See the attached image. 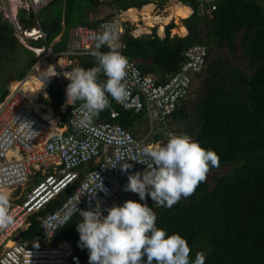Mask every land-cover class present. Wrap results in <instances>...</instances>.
<instances>
[{
	"label": "trees",
	"instance_id": "16d2710c",
	"mask_svg": "<svg viewBox=\"0 0 264 264\" xmlns=\"http://www.w3.org/2000/svg\"><path fill=\"white\" fill-rule=\"evenodd\" d=\"M153 1L163 4L168 0H115L111 5L117 10H126L141 8ZM179 1L191 8L189 16L182 19L185 35H171L170 30L175 25L169 22L162 37L155 28L151 34L133 36L130 32L133 25L124 22L120 51L128 60H133L143 74H151L161 83L181 69L187 59L185 49L204 46L205 67L194 75L196 84L192 91L169 118L170 122L177 123L178 133L187 134L205 149L215 151L220 163L219 167L211 169L194 194L181 198L170 208L158 207L150 197L140 201L139 196H135L133 201L147 202L157 214L159 228L168 234L178 233L187 240L192 261L197 252H203L205 264H264V0H212L214 9L209 12L206 11L210 8L208 3ZM101 4L104 3L98 0H50L36 14L47 34L45 43L59 50L66 44L65 29L69 26L97 28L105 18L91 19L87 11H95ZM34 19L32 12L28 15L18 12V20L24 27L32 26ZM59 35L60 40L56 41ZM32 42L41 44V41ZM15 46L26 54L23 64L12 72V79H20L33 63L34 56L17 43L12 26L0 11V73L2 63H7L6 54L14 52ZM77 62L79 68L84 69L96 63L90 53L80 56ZM101 79L106 78L101 76ZM200 79L201 91L190 115L187 103ZM7 91V87L0 84V101ZM47 93L48 97L42 98L45 105L66 118L59 109L63 99L58 80L51 81ZM109 99L110 107L92 120L119 123L134 135L142 131L147 122L143 111L124 110L111 97ZM111 108L118 111L116 118L109 117ZM160 137V133H153L149 140L155 142ZM77 184L75 180L32 215L21 237L41 236L39 217L60 205ZM80 220L79 216L71 218L54 235V243L62 238L76 242ZM80 253L89 254L86 248Z\"/></svg>",
	"mask_w": 264,
	"mask_h": 264
},
{
	"label": "built area",
	"instance_id": "2783aa9c",
	"mask_svg": "<svg viewBox=\"0 0 264 264\" xmlns=\"http://www.w3.org/2000/svg\"><path fill=\"white\" fill-rule=\"evenodd\" d=\"M48 1L16 0L17 8L5 7L7 14L2 11L3 19L12 26L16 38L34 53L35 58L26 75L10 85L8 93L0 101V190H8L10 193V213L14 217L11 226L0 229V264H89V254L80 253L84 248L80 246L77 231L76 242L70 238H62L55 244L46 245L39 244L40 240L36 237L31 240L20 239V231L28 227L32 215L77 179L78 184L61 204L39 217L43 239L49 240L61 230L64 225H60V220L78 201L77 206L82 210L94 208L98 201L104 216L107 215V208L122 206L121 191L128 182V175L143 172L151 164L142 150L151 145L149 135L153 125L166 124L171 112L189 95L194 85V75L202 71L206 63L204 46H191L184 50L187 59L181 69L159 83L153 75L143 74L136 63L129 60V94L123 102L115 103L127 111H145L151 127L145 136L134 135L116 122L91 120L85 124L74 123L81 118V102L69 105L66 96V87L70 82L66 77L77 68L72 66L73 63L78 57L89 54L94 49V37L97 34L114 29L121 36L124 22L129 20L124 15L126 10L118 9L115 10L114 17L103 20L97 28L77 25L65 46L56 50L51 44L45 43L47 34L36 17V13ZM98 1L112 3L115 0ZM198 1L201 5L210 4L207 12L214 9L212 0ZM19 8L25 10V15L34 13L32 26L24 27L19 22ZM130 32L133 36L139 35L135 29ZM151 32L149 30L147 34ZM162 32L164 35L163 30ZM29 39H40L42 43L34 45ZM55 79L60 84L63 98L59 109L66 114V118L54 114L51 109L48 110L49 114L42 113L37 109L38 106L28 104L29 92L24 88L25 82H39L41 92L37 94L38 97L46 96L48 86ZM117 116L118 111L111 108L109 117ZM25 120L31 122V129L21 124ZM121 156L134 157L142 163L129 160L133 168L127 173L122 172L119 165L111 168L112 162ZM97 173L108 193L97 192L93 199L86 192L92 188L99 191L100 178ZM35 177H38V181L29 190H25L24 186ZM19 187L22 191L14 195ZM74 216L80 217L79 213L72 218Z\"/></svg>",
	"mask_w": 264,
	"mask_h": 264
},
{
	"label": "clouds",
	"instance_id": "9594fccd",
	"mask_svg": "<svg viewBox=\"0 0 264 264\" xmlns=\"http://www.w3.org/2000/svg\"><path fill=\"white\" fill-rule=\"evenodd\" d=\"M18 11L25 10L19 8ZM143 33H138V36L146 35ZM13 35L16 37L14 31ZM94 39L95 47L90 54L95 58V65L87 69L76 68L70 76H65L70 81L66 87L67 104L81 102L79 109L81 118L74 123L85 124L94 117H98L102 111L110 107L109 97L116 102H123L129 94L127 78L131 65L128 58L120 51L122 44L119 33L114 29L105 30L97 34ZM29 41L37 45L32 41L41 40L29 39ZM19 44L22 45L20 42ZM102 47H107L109 50L103 52L100 50ZM101 76L106 79L102 80ZM194 80L196 81L195 78ZM46 96L48 97L47 91ZM46 96L39 95L28 99V104L37 107V101H42V98H47ZM42 103L43 111L37 107L40 112H44L46 108L51 109L43 101ZM143 112L146 116L145 111ZM21 124L31 129L30 121L25 120ZM152 134L150 133L149 137ZM161 137L155 142L149 140L150 144L161 143ZM168 138L165 145H147L143 148L142 154L151 160V164L147 165L143 172L129 174L128 182L123 190L137 194L140 201H146L150 197L158 207L170 208L181 198L194 194L199 184L206 181L211 169L219 167L220 158L215 151L205 149L187 134L173 133L168 135ZM129 160L142 163L134 157L121 156L112 162L111 168L119 165L120 170L127 173L133 168ZM97 176L100 178L98 173ZM97 192L108 193L101 178L99 191L92 188L86 193L95 199ZM121 198L123 205L107 208L106 216L102 215L98 201L94 208L88 210L78 208V201L60 220V225L63 226L71 220L73 215L79 213L82 219L77 223L76 230L79 233L80 246L89 252V264H205L203 252H197L195 260L192 261L191 248L187 240L178 233L168 234L165 229L157 226V214L147 202L140 203L132 200L124 202L122 194ZM10 208V193L0 190V229H6L14 223ZM43 235L41 230V236L37 235L31 239L36 237L40 240L39 244L43 245L58 242L54 243V236L47 240L43 239Z\"/></svg>",
	"mask_w": 264,
	"mask_h": 264
},
{
	"label": "rangeland",
	"instance_id": "374dc122",
	"mask_svg": "<svg viewBox=\"0 0 264 264\" xmlns=\"http://www.w3.org/2000/svg\"><path fill=\"white\" fill-rule=\"evenodd\" d=\"M13 1V2H12ZM16 1L14 0H0V8L2 10L1 11V15H2V11L5 12L7 14V11L5 9L8 8V7H18L17 4L15 3ZM172 2H179L177 0H168L167 2L163 3V4H159L157 1H153L151 2L153 4V8L151 10V15L153 16H157V15H160V16H164L167 11H165V9L172 3ZM13 4V5H12ZM108 3H105L106 6ZM110 5L113 4V3H109ZM19 10V9H18ZM139 11H141L139 9ZM93 12V10H92ZM125 14V13H124ZM113 15H115V12L113 13ZM93 16V15H92ZM141 15H139L140 17ZM94 17V16H93ZM142 18H140L141 20L139 21H130L129 20V23L133 25L134 29H136V25L139 24V25H143L145 24L144 23V19H143V15L141 16ZM6 18V17H4ZM93 19V18H91ZM103 19V18H102ZM109 19V18H108ZM139 19V18H138ZM182 19L183 18H180L178 20L179 23L182 24ZM169 22H173L174 23V27L170 30V33L171 35H178V36H183L184 34H179L177 32H175L174 30L177 28V22H174V20H170ZM168 22V23H169ZM167 25V23L164 24V29H165V26ZM183 25V24H182ZM145 26V25H144ZM147 27V26H145ZM176 27V28H175ZM152 28H156V31L158 34L160 35H163V32L159 31V27H158V23H153L152 26H148L147 29L148 31L145 32L144 31V34H147L149 33V30H152ZM73 29V27L69 26L68 28L65 29V32L68 33L70 32L71 30ZM133 29V30H134ZM164 29H162L164 31ZM137 33V32H136ZM16 39V37H15ZM17 43L19 44L18 40L16 39ZM20 45V44H19ZM26 56V54L24 52H22L20 49H19V46H15V49H14V52H11V53H8L6 54L5 58H4V61H6L7 63H2V66H1V73H0V84H4L7 89L10 85H13L14 82H15V79H12V72H14V70L16 68H18L19 66H21L23 64V60H24V57ZM202 79V78H201ZM201 79L199 81V84L196 88V91L193 93V96L191 98H189L188 100V113L190 115H192V107H193V104H194V101L195 99L199 96L200 94V91H201ZM196 81L194 80V83ZM193 83V84H194ZM196 84V83H195ZM40 100V99H39ZM38 103V107L41 109V111L44 110V104L42 103V101H37ZM36 106V105H35ZM150 126L145 123L143 126H142V131H140L137 136H145L148 131H150ZM179 132V129H178V125L176 122H170V119L167 121V123L165 125H159V124H155L153 125L152 127V132L151 133H155V132H158V133H161L162 137H161V143H154V144H151V145H165L168 141V135L170 134H173V133H178ZM184 132V131H182ZM176 136V134H174ZM216 172V171H215ZM31 183H32V180L29 181L28 184H30L29 186H31ZM27 185L24 186V188L26 189ZM5 191H8V190H5ZM22 191V189L19 187V189H17L15 192H14V195H18L20 194V192ZM122 197H123V200L124 202L125 201H128V200H132L133 201V198L135 196H138L137 194L135 193H132V192H126L122 189Z\"/></svg>",
	"mask_w": 264,
	"mask_h": 264
},
{
	"label": "bare ground",
	"instance_id": "6f19581e",
	"mask_svg": "<svg viewBox=\"0 0 264 264\" xmlns=\"http://www.w3.org/2000/svg\"><path fill=\"white\" fill-rule=\"evenodd\" d=\"M153 8L152 4H147L140 9L141 11H138L135 8H129L125 15L132 21H137L139 15H143L144 23L143 25L137 24V33H142L144 31H147L148 26H152L153 23H158L159 31L161 32L162 29H164V24L170 21L174 20V22H177V28L174 30L175 32L181 34H185L186 28L184 25L178 22L180 18H186L189 16L191 9L180 2H172L166 9L167 13L164 16H153L151 15V10ZM147 27H145V26ZM33 34V33H32ZM24 88L28 90V99H33L37 96L39 92H41V89L39 88V82L37 80H34V84H31L30 81L25 82ZM49 114V113H48ZM5 191V190H4ZM8 192V191H7Z\"/></svg>",
	"mask_w": 264,
	"mask_h": 264
},
{
	"label": "crops",
	"instance_id": "0c3cea01",
	"mask_svg": "<svg viewBox=\"0 0 264 264\" xmlns=\"http://www.w3.org/2000/svg\"><path fill=\"white\" fill-rule=\"evenodd\" d=\"M177 1H179V0H177ZM180 2V1H179ZM181 3V2H180ZM148 4H152L151 2L150 3H148ZM108 6H106L105 5V3L104 4H101V5H99L96 9H95V11H93L92 12V9H90V10H88L87 11V13L89 14V18H105V20L106 19H110V18H112V17H114V15H113V13L115 12V6L114 5H110L109 3L107 4ZM145 5H147V4H145ZM153 5V4H152ZM144 6V5H143ZM142 6V7H143ZM142 7L141 8H135V7H130V8H135V9H137L138 11H139V9H142ZM189 7V6H188ZM190 8V7H189ZM129 9V8H128ZM191 9V8H190ZM126 11H127V9H126ZM125 11V12H126ZM124 12V13H125ZM191 13V12H190ZM94 17H93V16ZM109 15H112V16H109ZM125 15V14H124ZM109 16V17H108ZM126 16V15H125ZM142 16V15H141ZM139 17L138 16V20L137 21H139V20H141L140 18H142V17ZM128 18V17H127ZM128 20H130L129 18H128ZM130 21H132V20H130ZM136 31H137V26H136ZM147 31H148V29H147ZM72 33H73V29L70 31V32H68L67 33V37H66V41H65V43L67 42V40L71 37V35H72ZM185 34H186V32H185ZM184 34V35H185ZM55 40L56 41H58V40H60V35L59 36H56V38H55ZM62 46H63V44H62ZM78 59H79V57L76 59L77 61H78ZM75 60V62H74V64H73V67H76L77 66V68H79V66H78V62ZM45 112H48V108H46L45 109V111L44 112H42V113H45ZM32 180V183H31V186L33 185V184H35L37 181H38V177H35V178H33V179H31ZM30 184H27V187H26V189L25 190H29L30 188H31V186H29Z\"/></svg>",
	"mask_w": 264,
	"mask_h": 264
}]
</instances>
